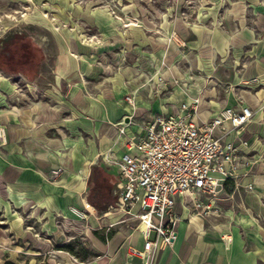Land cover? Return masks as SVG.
I'll return each mask as SVG.
<instances>
[{"label":"rangeland","instance_id":"374dc122","mask_svg":"<svg viewBox=\"0 0 264 264\" xmlns=\"http://www.w3.org/2000/svg\"><path fill=\"white\" fill-rule=\"evenodd\" d=\"M259 1L0 0V121L17 112L16 108L19 109V117L31 123L38 114H42L43 118L49 117L53 123L69 120L70 114L66 107L55 101L64 103L63 98L69 100L70 94L73 97L82 90L89 102L88 114L99 118L97 132L100 141L86 140L82 135L73 139L65 137L63 148L55 151L59 158L70 156L73 166L72 172H67V183L56 184L61 190L58 194L61 197H76L82 192L78 187L89 175L90 165L108 144L105 134L99 133L102 123L108 122L103 120V115H107L105 99L109 101L114 117L121 120V111L117 108L123 109L128 98L135 97L127 91L128 95L122 96L121 100L111 102L114 99L113 86L116 95L121 94L126 87L122 72L125 76L130 74V82L148 74L149 90L160 83L162 71L170 75L169 79L162 81L164 86H183L182 80L173 76L187 71L200 75L191 66L201 57L212 60L214 68L209 61L206 66L197 70L206 76L211 74L212 78H206L217 86L221 81L214 75L216 69L219 77L226 79L229 70L233 68L229 67L230 57L240 56L247 60L248 52L254 50L253 43L256 40L262 42L256 58L264 60V12L257 14L251 8L252 4ZM43 15L51 23L45 21ZM71 36L74 37L72 43L69 39ZM213 36L212 46L224 42V51L220 55L223 59L217 56L216 50L213 56L217 57L211 55L210 41ZM226 38L232 44L231 54L230 42ZM239 42L240 54L235 50ZM193 43H198L199 46ZM71 51L79 59L68 56L70 71L63 78L57 73L60 57ZM237 72V75L243 74L241 70ZM238 83L239 87L236 88H228L227 85H219L217 88L229 89L235 105L248 106L246 100H253L255 117L253 123L245 129L248 136L235 142L238 170L235 182L225 186L220 193L217 201L219 209L204 213V218L222 215L223 211L231 208L229 216L232 217L233 226L239 228L240 234L242 229L252 232L259 249L255 255L257 264V256L263 247L261 232L264 227L250 214V210L264 224V81L262 83L255 77L241 79ZM260 89L262 96L257 93ZM99 91L105 93V99L101 94L96 95ZM145 101L148 100L141 101L142 108L152 109V103L148 101L147 104ZM185 102L190 103V100L185 98ZM74 103H82L80 96L76 97ZM69 106L74 117H85L75 107ZM142 114V111L136 113L138 116ZM88 121L93 123L94 119L90 118ZM8 124L0 123L1 135V129L6 131ZM108 129L109 125L106 124L104 131ZM113 130L115 136L119 137V127H113ZM54 133H57L56 129L50 131L51 136ZM66 135L71 136L67 130ZM116 159L114 154L100 158L92 166L88 181V201L96 207L98 215L103 217L102 229H98V221L94 218L89 223H83L70 217L64 204L59 208L43 205L42 208L48 209L47 217L52 228L48 229L46 226L47 232L42 233L37 227L35 237H22L17 232L12 233V228L4 219L5 213L6 218L19 227L23 224L22 218L24 221L30 218L31 213L27 209L18 210L23 208L21 193L9 190L8 200L0 197V264H103L112 256L110 242L116 236L117 250L124 245L125 250L133 247L134 237L131 236L139 233L138 220L125 217L117 223L120 214L113 211L118 202L115 194L118 179L116 167L112 163ZM12 203L15 204V210ZM239 205L244 210L243 213L233 211L238 210ZM109 212L112 214L105 216ZM214 212L216 214L213 215ZM36 214L44 216L39 211ZM191 215L187 213L185 216L189 218ZM57 216L60 217L56 220ZM49 233L53 237H48ZM155 238L156 233L153 232L151 239ZM2 242L10 244L8 250L2 248ZM244 244L243 242V249ZM157 259L152 264H156Z\"/></svg>","mask_w":264,"mask_h":264},{"label":"crops","instance_id":"0c3cea01","mask_svg":"<svg viewBox=\"0 0 264 264\" xmlns=\"http://www.w3.org/2000/svg\"><path fill=\"white\" fill-rule=\"evenodd\" d=\"M251 8L252 10H256L257 14L261 11L264 12V0H260L259 2L252 4ZM213 40L214 36L210 41L211 55L213 56V52L216 50L218 52L217 56H220L222 51H224V42L218 43L216 46H212ZM226 41L230 42V40L227 38ZM193 44L197 45V47L199 46L198 43ZM240 44L241 43L239 42L236 45L237 48L235 49L238 50L239 54ZM257 44L259 46H257ZM231 45L232 44L230 42V46ZM261 45L262 42L259 40H256L253 43L254 50L248 52L247 60L240 56H236L237 58L230 57L229 67L233 68L229 70L230 73L226 79L219 77L216 69L214 75L219 79V81H221V83H219L217 86H214L207 79L210 75L206 76V74L197 70L202 66H206L207 62L209 61L213 66L212 60H205L201 57L198 58V61L194 64V66H191V69H195L200 75H194L191 73V71H187L186 73H178L173 76V78L175 77L180 81L182 80L181 84H184L182 87L176 86L175 84H169V87L163 85L164 82L162 81H165V79H169L170 77L168 72H165L161 75V83L157 85L156 88L151 90L148 88V74H144L143 76H140V78L134 79L133 82H130L132 81L131 77L129 76L130 74H126L127 76H125L122 72V75L126 79V87L123 89L121 94L117 93L116 95L113 86L114 99H112L111 102L114 103L115 99L121 100L122 96L128 95L127 91H129L130 94H134V107H131L127 103L123 109H120V107L117 108L119 111H121V120L127 117L126 122H129L128 118L132 117V122L135 125L134 129H139L136 125H140L143 122H150L153 120V118L161 114H176L181 109L183 104L189 103L185 102V98L190 100V102H192L194 99L199 100L197 108L198 119L202 121L207 120L216 112L226 107H233L235 105L231 100L229 89L220 90L217 88L219 85H227L228 88L229 86L236 88L239 87L238 82L241 79H253L255 77L259 78L263 83L264 60L259 57L256 58V52L258 47ZM229 50V54H231L233 51L232 46ZM151 66L153 70L152 61ZM239 70L243 72L241 76L237 75V71ZM143 88L144 90H142ZM261 91V89L257 91L258 96H262L263 92ZM99 92L100 93H97L96 95L101 94L105 99V93H102L101 91ZM232 92L235 94L234 90H232ZM77 96H80L82 99V103L80 105L74 103V100ZM128 99L132 100V97H129ZM142 99L150 101L152 103V109L142 108ZM63 100L65 101L64 103H58L55 100L54 101L56 104L66 107L68 111L67 113L70 114L69 120L53 123L50 121L49 117L43 118L42 114H38L36 115V119H34V121L31 123L29 120L21 119L19 114H17L19 109L16 108L17 112H14L11 115L9 114L6 120L0 121V123H9L7 125L8 127L6 131L3 132V137L0 138V197L1 199L8 200L10 198L9 190L21 193L20 202L23 208L18 210L27 209L31 213V216L25 221L24 218H22V226L16 227L12 221H9L6 218L5 213L2 210L1 211L4 213V219H6L7 225H10L12 228V233L17 232V234L22 237L30 238L31 235L35 237L36 235L34 232H36L37 227L41 229L42 233L47 232L46 226H48V229L52 228L50 219L47 217L48 209L47 207L42 208L41 206L43 205H46L49 208H59L62 206V204H64L67 208L70 205H73L79 209H83L84 197L86 196L88 198L87 189L92 166L95 165L100 158H107L111 153H114V156L118 158L123 152L121 151L123 139L120 136H115L116 134L113 130V127H119L121 120H118L116 117H114V112L110 109L109 101L105 99L104 106L107 115H103V120L108 122L102 123L99 133L101 135L105 134L106 142L108 144L105 145L103 151L97 154V160H95L93 164L90 165L89 175L85 180L80 182L78 188L82 192L78 193L76 197H61L58 194L61 190H59L56 184H66L68 177L67 172H72L73 168L72 163L70 162V156L59 158L55 152L63 148L64 138L67 137L73 139L77 135H82L86 140L94 139L97 142L100 141L99 134L97 132V123L99 118L97 116L88 114L89 102L86 99L83 91H79L73 97H71L70 94L69 100L64 98ZM148 101L145 102L148 104ZM252 102L253 100L247 99L245 103H247L248 106L254 110ZM157 103H159V105H157ZM69 104L84 114L85 117H74ZM139 111L143 112L141 116L136 115V113ZM90 118L94 119L93 123L88 121ZM106 124L109 125V129L104 131V126ZM54 129H56L57 133H54L55 135L51 136L50 131H53ZM66 130L70 133V137L66 135ZM244 136H248L246 130ZM115 167L117 174L116 179H118L119 171L117 166ZM226 186H229V184ZM261 190L258 192H261ZM12 207L13 210H15L14 203H12ZM216 207L219 209L217 204ZM18 210H16V212H18ZM231 210V208H227L225 211H223L222 215H217L216 217L204 218V216H202L204 218V232L197 233L193 230H187L190 224V217L187 218V216H185L187 212L179 209L181 217L184 221H182L177 228L176 238H178V240L175 238L172 243L174 246L171 245L170 247L161 251L156 264H256L255 255L257 253V245L253 239L252 232L249 233L245 229H242L240 234L239 228L234 227L232 224V217L229 216V211ZM37 211L42 212L44 216L39 217L36 214ZM233 211L235 213H243L244 210H242L241 205H239V209H233ZM250 212V214L264 227V224H262L261 221L254 216L251 210ZM262 213H264V211H262ZM214 214L216 213L214 212L213 215ZM69 215L72 217L70 213ZM59 217L60 216H57L56 220ZM119 221H117V223ZM230 226V230L226 229L230 228ZM25 228H28V230ZM13 229L15 231H13ZM32 230L34 231L32 232ZM253 230L254 228L251 231ZM224 231L228 234L233 233L235 235L234 242L232 245H229V248L226 247L227 244L225 243V240H223L224 236H222V233ZM50 233L47 234L48 237H53V235ZM261 234L263 235V247L257 256V264H264V231H262ZM241 235L245 240L241 237ZM131 237H134L132 240L133 248L142 250L144 245L142 236L137 233ZM117 240L118 236H116L110 242V252L112 256L109 258L108 262L104 261L105 263L103 264H143L139 258L135 257L131 259L129 257L130 248L125 250V245L120 250H117ZM243 242L245 243L244 249ZM9 245L10 244L7 242H2L1 244L2 248L7 250ZM247 246L248 249H245ZM96 263L100 264L99 262Z\"/></svg>","mask_w":264,"mask_h":264},{"label":"built area","instance_id":"2783aa9c","mask_svg":"<svg viewBox=\"0 0 264 264\" xmlns=\"http://www.w3.org/2000/svg\"><path fill=\"white\" fill-rule=\"evenodd\" d=\"M128 104L134 107L135 99H128ZM198 104V100L192 106L183 104L176 114L156 116L136 125L139 129H134L132 117L128 125H121L127 117L119 123L123 152L112 160L119 171L118 202L113 211L120 214L119 220H138L144 245L142 250L131 247L129 257L143 264H152L172 245L184 221L179 209L190 215L213 211L220 193L238 176L235 142L244 137L255 111L237 104L202 121ZM68 210L83 223L94 218L98 229L103 228V217L86 196L83 209L70 205ZM153 232L155 240L151 239Z\"/></svg>","mask_w":264,"mask_h":264},{"label":"bare ground","instance_id":"6f19581e","mask_svg":"<svg viewBox=\"0 0 264 264\" xmlns=\"http://www.w3.org/2000/svg\"><path fill=\"white\" fill-rule=\"evenodd\" d=\"M24 18V17H23ZM43 18H44V20L45 21H48V22H50L51 23V20L46 16V15H43ZM13 19V18H12ZM55 29L57 30V31H59V28H57V27H55ZM70 39V42L72 43V39H74V37H70L69 38ZM68 56H71V57H73L74 59H79V56L77 55V54H75V53H73L72 51L69 53V54H67V53H65V55H63V56H61L60 57V63H59V66H58V69H57V73L58 74H60L63 78L64 77H66L67 75H68V73H69V71H70V63H69V57ZM189 62V61H188ZM159 71V70H158ZM162 71V70H161ZM165 71H162L161 73H164ZM209 78H212V76H211V74H210V76H209ZM159 81H160V83H161V78L159 79ZM61 82V81H60ZM159 83V84H160ZM158 84V85H159ZM182 87V86H181ZM119 95V94H118ZM257 95V94H256ZM193 99V98H192ZM259 99V98H258ZM197 102V100H193L192 102H190V103H185V105L186 106H192V105H194L195 103ZM129 119V118H128ZM253 123V120H252V122H251V124ZM121 125H128V122H126V120H125V122H123ZM139 128V127H138ZM1 133H2V135H1V138L3 137V132H4V129H1ZM110 151V150H109ZM114 154V153H113ZM58 155V154H57ZM60 157V156H59ZM109 157V156H108ZM239 167V166H238ZM76 193V192H75ZM74 193V194H75ZM214 209H217V207L216 206H214L213 208H212V210H214ZM202 216H204V214H193V215H191L190 216V224H189V226H188V231H195V232H197V233H203L204 232V218L202 217ZM67 218V217H66ZM181 224V223H180ZM226 229H231V226H230V228H226ZM225 229V230H226ZM222 236H224L225 237V243L227 244L226 245V247L227 248H229V245H232L233 244V242H234V239H235V235L233 234V233H226L225 231L222 233ZM177 240H178V238H176ZM176 240V241H177ZM172 246H174V244H172ZM256 252H258V249H257V251ZM256 252H251V253H256Z\"/></svg>","mask_w":264,"mask_h":264},{"label":"trees","instance_id":"16d2710c","mask_svg":"<svg viewBox=\"0 0 264 264\" xmlns=\"http://www.w3.org/2000/svg\"><path fill=\"white\" fill-rule=\"evenodd\" d=\"M7 264H9V263H7Z\"/></svg>","mask_w":264,"mask_h":264}]
</instances>
